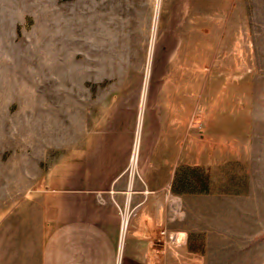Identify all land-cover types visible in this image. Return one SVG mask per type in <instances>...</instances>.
I'll list each match as a JSON object with an SVG mask.
<instances>
[{
	"label": "rangeland",
	"instance_id": "374dc122",
	"mask_svg": "<svg viewBox=\"0 0 264 264\" xmlns=\"http://www.w3.org/2000/svg\"><path fill=\"white\" fill-rule=\"evenodd\" d=\"M91 163L157 264H264V0H0V264Z\"/></svg>",
	"mask_w": 264,
	"mask_h": 264
},
{
	"label": "crops",
	"instance_id": "0c3cea01",
	"mask_svg": "<svg viewBox=\"0 0 264 264\" xmlns=\"http://www.w3.org/2000/svg\"><path fill=\"white\" fill-rule=\"evenodd\" d=\"M100 165H87L77 186L67 185L72 183L67 179L47 188L43 199H48L49 210L38 264H157L149 255L162 208L151 199H131L133 209L121 238L119 200L110 199L108 170ZM100 171L106 174L100 176ZM122 191L119 186L117 196Z\"/></svg>",
	"mask_w": 264,
	"mask_h": 264
},
{
	"label": "bare ground",
	"instance_id": "6f19581e",
	"mask_svg": "<svg viewBox=\"0 0 264 264\" xmlns=\"http://www.w3.org/2000/svg\"><path fill=\"white\" fill-rule=\"evenodd\" d=\"M136 157H137V152L135 151V155H134V158H133V162L134 163H135Z\"/></svg>",
	"mask_w": 264,
	"mask_h": 264
}]
</instances>
